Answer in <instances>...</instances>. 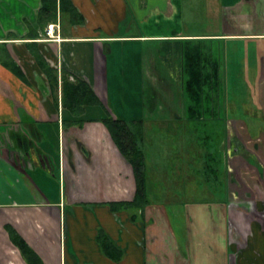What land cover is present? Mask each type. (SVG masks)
Here are the masks:
<instances>
[{"label": "crops", "instance_id": "obj_1", "mask_svg": "<svg viewBox=\"0 0 264 264\" xmlns=\"http://www.w3.org/2000/svg\"><path fill=\"white\" fill-rule=\"evenodd\" d=\"M71 1L82 23L69 24L60 10L54 21L40 22L42 0H0V44L27 79L0 63V264H264L263 143L227 124L223 187L199 190L194 175L184 172L186 179L171 180L188 181L185 196L195 198L178 206L176 190L151 187L148 194L172 201L150 203L135 221L128 210L110 206L133 200L137 184L102 122L108 103L121 114L120 94L107 98L106 86L118 70L135 84L132 105L147 117L178 113L157 103L146 108L148 84L167 87L154 89L155 97H163L154 102L174 100L182 84H219L224 96L239 67L246 68L245 79L258 82L249 93L264 103V55L246 46L264 41V0ZM49 25L56 39L41 33ZM29 32L40 36L29 39ZM32 43L58 70L57 98ZM63 70L71 80L88 82L102 105L86 107L82 117L65 108ZM79 119L83 124L73 123ZM156 122L174 137L192 133L187 126ZM101 231L123 251L120 260L104 254ZM19 239L34 257L22 253Z\"/></svg>", "mask_w": 264, "mask_h": 264}, {"label": "rangeland", "instance_id": "obj_2", "mask_svg": "<svg viewBox=\"0 0 264 264\" xmlns=\"http://www.w3.org/2000/svg\"><path fill=\"white\" fill-rule=\"evenodd\" d=\"M246 46L249 48V51L252 49L255 50V47L257 50L261 49V55H264V41H251L248 42ZM256 62L258 66V60ZM233 73L235 78L233 79L232 76H230V81H228V84L224 87V96L220 95L219 102L221 113L219 115L216 114L219 112V109L216 107L215 95L213 93H210V95L206 94L204 97L207 98V100L208 97L211 99L209 102L210 108L207 107L205 111L199 110V112H195L193 119H185V121L188 122L185 126H187L192 133H179L175 135L177 137L173 136L171 129L168 127H165V132H163L162 128H159L163 124L156 122L155 117H147L145 111L137 110L136 106L132 105L131 96L135 98L136 90L135 84L131 81L129 76L124 77L121 70H118V73L111 76L109 80L108 77L106 79L107 98H109V94L110 97L115 95L114 99H116L117 96L119 98V94L121 97L119 105L120 116L115 113L111 108V104L108 103L107 107L111 110V113L130 125L137 121H144L142 140L139 141V144L146 157L148 174L150 175V173H152L149 179H151L153 185H155V187L153 186L154 190L161 189L160 187H163V184L172 191L176 190V194L179 196L174 199H176L175 201L178 203V206L188 203L191 199L195 198V196H185V194L187 195V188L190 183L187 181L186 184H183L184 180H181L175 185L171 180L174 176L176 178L180 177L178 175H182L183 179H186L185 174L194 175L196 178L195 184L198 186V189L202 186H204L203 188L210 189H221L223 187L224 184L220 178L222 175L225 176L226 174V165L222 159V153L224 152L223 146L228 139L227 124L230 125V129L238 131L240 135L246 137V139L260 141L264 144V103L258 100L256 95L249 93V90L254 91L255 88L258 87V82L254 84L253 79L249 77L245 79V73L247 74L246 68H234ZM127 74L128 72L126 71V75ZM114 76L116 78H114ZM239 76L242 78H239ZM114 79H117V81H114ZM114 82H119L118 86L114 84L116 90L113 89ZM163 87L167 88L166 86ZM163 87L148 84L147 92L149 99H157V97L159 99L163 98L162 96L155 97L156 92L154 91V89L165 91L162 90ZM140 89L141 88H138V91H140ZM170 91L172 92L173 90L171 89ZM196 100L199 101L202 99L198 97ZM177 101L178 96L174 100H166L165 102L161 100L156 103L158 104L157 108L162 107L163 104V107L169 111L177 110L170 111L172 114L173 112H178L175 114L176 117L175 115H169L167 118L173 119L172 124L181 125L183 122L179 123L178 120H180V117L177 115L181 113L180 116L184 115V117H189L190 113L184 106L178 109ZM190 102L193 104L192 99ZM116 103L119 104V102ZM181 103L184 102L182 101ZM205 104H208V102L205 101ZM103 107L105 108L106 106L104 105ZM217 116L220 117L217 118ZM180 128L183 129L185 127ZM172 136L174 138L173 140ZM186 152L189 155L186 154ZM209 155H213L214 158L204 159L205 156ZM179 165L185 166V169L184 167L182 169L180 168L179 173L176 174V169ZM192 184L193 181H191V188H193ZM149 198L152 202H161L162 200V198L157 197L154 192L153 195L149 194ZM164 199L163 201L165 203L172 201L169 197H165Z\"/></svg>", "mask_w": 264, "mask_h": 264}, {"label": "trees", "instance_id": "obj_3", "mask_svg": "<svg viewBox=\"0 0 264 264\" xmlns=\"http://www.w3.org/2000/svg\"><path fill=\"white\" fill-rule=\"evenodd\" d=\"M58 10H60L62 17L71 25L79 24L84 21L82 15L77 11L71 0H42V6L39 12L40 22H43V18L44 20H46L45 24L49 23V21H54L57 17ZM45 24H43L42 27ZM41 33L43 35H46V32ZM39 36L40 32H29L28 34L29 39H36L39 38ZM29 46L34 57L40 64V67L49 80L52 94L57 98L60 78L58 70L54 69L48 64L44 56L39 52L35 43L29 44ZM0 63L11 70L20 79L27 82L23 70L21 69L19 64L14 59H12L8 50L6 49V46L2 44H0ZM70 75V73L63 70L61 76L62 103L65 108L69 109L74 116L82 117L81 115L84 113L86 107L102 105L99 97L96 95L93 88L88 82L79 78L70 80ZM176 89L179 91L177 95V108L180 109L184 106L186 107V110L193 114L189 117H184V115L178 116L180 117V120H178L179 123L183 122L181 125L179 124V126L183 127L187 125L188 122H186L185 119H193L195 112H199V110L205 111L207 107L210 108V97H208V100L204 97L206 95V91L215 95L216 107L219 110L221 108L219 100L222 93V86L219 84H182L177 86ZM187 95L189 96L190 100H193V104L192 102H190ZM198 97H201L202 100L197 101L196 99ZM182 101L184 103H181ZM205 101H207L208 104H205ZM154 103H156V101L154 102L151 98H145L144 104L146 105V108L152 107L153 105H155ZM104 110L107 112H105V117L102 119V122L108 128L112 139L118 146L122 155L132 165L137 184L136 194L133 200L112 202L110 203V206L114 211L122 209L128 210L131 214V218L136 221L144 217L146 206L152 203L147 190L153 186L155 187V185H153V182L149 179V176L152 175V173H150V175L148 174L146 157L139 144V141L142 140L144 121H137L130 125L119 117L114 116L107 107H105ZM167 117H155V120L162 121L167 125H171L173 119H169ZM218 117L220 116H217V118ZM71 122L72 121H70V123ZM83 122V119L73 121V123H77L79 125L83 124ZM203 187L204 186H202L201 188ZM157 197L162 198L163 200V196ZM15 238L18 239L17 236H15ZM99 241L101 243L104 254H106L108 257L113 260H120L123 257V251L118 246H116L108 238V236L104 234L103 231H101L99 234ZM17 242L22 250V253L28 259H31L35 256L33 251L27 246L26 243L22 242V240L20 239L19 241L17 240Z\"/></svg>", "mask_w": 264, "mask_h": 264}, {"label": "built area", "instance_id": "obj_4", "mask_svg": "<svg viewBox=\"0 0 264 264\" xmlns=\"http://www.w3.org/2000/svg\"><path fill=\"white\" fill-rule=\"evenodd\" d=\"M46 35L53 39H56L59 36V35H56V33L54 32V27L52 25H49L46 28Z\"/></svg>", "mask_w": 264, "mask_h": 264}]
</instances>
